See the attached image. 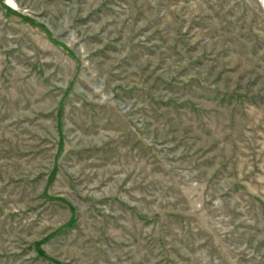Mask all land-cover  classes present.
Returning a JSON list of instances; mask_svg holds the SVG:
<instances>
[{
	"label": "rangeland",
	"instance_id": "obj_1",
	"mask_svg": "<svg viewBox=\"0 0 264 264\" xmlns=\"http://www.w3.org/2000/svg\"><path fill=\"white\" fill-rule=\"evenodd\" d=\"M0 264H264V0H0Z\"/></svg>",
	"mask_w": 264,
	"mask_h": 264
},
{
	"label": "trees",
	"instance_id": "obj_2",
	"mask_svg": "<svg viewBox=\"0 0 264 264\" xmlns=\"http://www.w3.org/2000/svg\"><path fill=\"white\" fill-rule=\"evenodd\" d=\"M61 231V230H60Z\"/></svg>",
	"mask_w": 264,
	"mask_h": 264
}]
</instances>
